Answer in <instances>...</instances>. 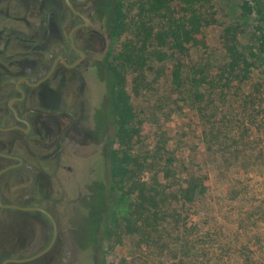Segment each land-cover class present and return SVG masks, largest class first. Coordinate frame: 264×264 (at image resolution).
<instances>
[{
    "label": "trees",
    "instance_id": "1",
    "mask_svg": "<svg viewBox=\"0 0 264 264\" xmlns=\"http://www.w3.org/2000/svg\"><path fill=\"white\" fill-rule=\"evenodd\" d=\"M217 1L146 0L139 16L158 18L161 27L155 34L149 29L154 19L139 21L137 16L130 22L122 0L114 12V36L137 32L139 38L133 41L138 50L125 44L107 63L115 125L109 155L113 179L107 187L113 215L128 209L126 232L146 246L145 264H264V1L244 0L234 15L237 20L223 22L226 61L211 65L203 57L193 58L196 52L191 51L203 44L205 29L217 21L215 14L222 9ZM241 15L254 16L256 22L248 28L246 43ZM151 45L159 51L149 50ZM159 61L161 72L152 65ZM126 65L141 68L143 76L155 73L156 81L165 77L163 117L170 121L173 114L181 118L184 108L191 112L195 128L184 139L203 164L186 163L184 145L171 143L165 134L145 158L138 155L145 119L124 86ZM116 142L130 151L120 155L113 148ZM140 158L137 168H126L128 161ZM130 171L133 181L125 190L123 177ZM144 173L146 181L141 180ZM256 176L263 183L260 205H255L252 188Z\"/></svg>",
    "mask_w": 264,
    "mask_h": 264
},
{
    "label": "flooded vegetation",
    "instance_id": "2",
    "mask_svg": "<svg viewBox=\"0 0 264 264\" xmlns=\"http://www.w3.org/2000/svg\"><path fill=\"white\" fill-rule=\"evenodd\" d=\"M117 2L0 0V199L5 205L31 208L0 204L22 216H13L0 232V264L31 258L49 246L33 259L5 264L56 259L65 246L58 239V218L47 206L52 202L56 207L61 199L60 189L53 195L52 173L61 168L71 172L68 159L78 156L80 147L110 155L112 106L109 98L107 110L103 104L92 105L89 94L93 78L109 74ZM25 181L29 185L21 189ZM2 186L13 197H6ZM36 208L48 211L56 227Z\"/></svg>",
    "mask_w": 264,
    "mask_h": 264
},
{
    "label": "rangeland",
    "instance_id": "3",
    "mask_svg": "<svg viewBox=\"0 0 264 264\" xmlns=\"http://www.w3.org/2000/svg\"><path fill=\"white\" fill-rule=\"evenodd\" d=\"M145 1L122 0V7L127 11L128 20L132 23L137 16L139 21L142 19H154L153 23L150 22L152 27L149 29L155 34L161 27L158 18L154 15L139 16L141 14L140 5ZM243 1H217L216 6L219 9L222 8L221 12L220 14H215L217 21L205 29L203 44L192 49L191 52H196V54L191 53L193 58L203 57V60L211 65H220L226 61L224 53L226 50L221 40L223 22H232L234 18L237 20V16L234 15L236 12L240 14V5ZM238 18L242 22L243 28L241 39L242 42L246 43L248 28L256 25V22L254 16L246 18L241 15ZM138 38L137 32H134L133 35L124 33L119 37L114 36L113 55L117 54V52H123L125 44L135 46L133 41H137ZM248 38H250V35H248ZM133 50H138L137 46ZM149 50L152 52L159 51L152 45ZM162 63L159 61L155 62V64L152 63V65L155 66V70H160L161 72L164 69ZM167 65H169V62ZM128 68L129 66L126 65L123 70L126 71ZM142 72L141 68L128 69L127 80L124 85L127 92L133 96L131 103L134 104L135 110L141 111L142 114L140 113V116L143 120L145 119L143 129L145 136L143 142L139 146L137 145L136 152H138L139 156L145 158L148 150L158 144L159 136L165 134V136L169 137L171 143L174 141L184 145L182 151L184 152L186 163L203 164V159L195 158L192 151L193 145L189 142L186 143L184 139L190 135L192 128H195L191 112L184 108L181 118H179V115L173 114L170 121H165L163 117L164 111L160 103V98L165 88V77H159L158 81H156L155 73H147L143 76ZM107 90L105 75L101 73L100 77L95 76L92 80V92L89 94L90 100H93L92 105L101 107L103 104L107 110V99L109 98ZM147 119L148 123L146 122ZM109 133L112 136L113 130L109 131ZM170 145L174 146V144ZM180 146L182 147V145ZM113 148L120 149V155L130 151L126 146H119L117 142ZM93 150L94 147L92 146L80 147L78 156L68 159V164L72 166L71 172L61 168L58 172L52 173L53 195L60 189L61 199L56 207H53L54 204L52 202L47 204V206L54 211L58 218L61 226L58 239L61 244H64L65 248L59 249L58 257L49 262V264H145L144 261L147 259L146 246L138 241L140 240L139 236L132 237L131 234L126 232L127 229L123 218L128 216V209L126 207L119 208L120 212H116L117 216L113 215L116 210L112 203L113 194L109 192L107 187L109 181L113 179L110 169L111 159L109 157L106 158V156L103 157L100 152H93ZM143 158L138 159L136 163L135 161L132 162L135 164L128 161L126 168L128 170L137 168ZM137 163L139 164L137 165ZM47 164L49 163L44 164L46 169ZM132 172L130 171L123 177L125 190H129L130 183L133 181ZM147 176L144 173L141 175V180L146 181L148 179ZM28 185L29 181H25L19 187L23 189ZM252 188L256 194L255 205H260L263 198L261 195L263 194L261 193L263 191L261 177L256 176L253 178ZM2 191L6 197H13L8 188L2 186ZM43 191L48 192L47 188H44ZM221 195L223 194L221 193ZM225 211L227 212L226 208ZM13 216L16 220L22 217L19 212L11 211L8 213L0 208V232L6 230L12 224ZM145 236L146 234H143L141 238L144 240ZM142 256L143 258L141 259ZM62 257H65V259H62Z\"/></svg>",
    "mask_w": 264,
    "mask_h": 264
},
{
    "label": "water",
    "instance_id": "4",
    "mask_svg": "<svg viewBox=\"0 0 264 264\" xmlns=\"http://www.w3.org/2000/svg\"><path fill=\"white\" fill-rule=\"evenodd\" d=\"M4 170H2L1 172H3ZM0 172V173H1ZM0 204H1V206H3V207H7V208H21V207H19V206H15V205H5V204H2L1 203V199H0ZM21 209H31V208H21ZM36 209H40V210H42V211H44L50 218H51V220H52V222H53V224L55 225V227H56V222H55V220H54V218L52 217V215L48 212V211H46V210H44V209H41V208H36ZM55 235H56V233H55ZM55 237L56 236H54V239H53V241L55 240ZM53 243V242H52ZM50 247V246H49ZM49 247L47 248V249H45V250H43L41 253H39V254H37L36 256H33V257H31V258H26V259H9V260H6V261H4L2 264H5V263H7V262H23V261H26V260H29V259H33V258H35V257H37V256H39V255H41V254H43L44 252H46L48 249H49Z\"/></svg>",
    "mask_w": 264,
    "mask_h": 264
}]
</instances>
